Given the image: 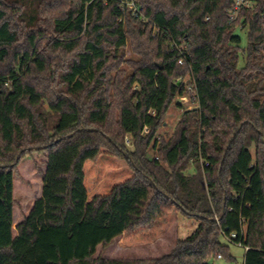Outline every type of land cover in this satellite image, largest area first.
<instances>
[{
	"label": "trees",
	"instance_id": "16d2710c",
	"mask_svg": "<svg viewBox=\"0 0 264 264\" xmlns=\"http://www.w3.org/2000/svg\"><path fill=\"white\" fill-rule=\"evenodd\" d=\"M135 1L43 0L26 21L0 0V264H212L224 240L264 264V0L234 20L238 0ZM179 214L198 225L170 254L95 257Z\"/></svg>",
	"mask_w": 264,
	"mask_h": 264
},
{
	"label": "rangeland",
	"instance_id": "374dc122",
	"mask_svg": "<svg viewBox=\"0 0 264 264\" xmlns=\"http://www.w3.org/2000/svg\"><path fill=\"white\" fill-rule=\"evenodd\" d=\"M8 1L11 5V10H10L11 14H14V11L20 7L23 13V17H25V20L32 21V17H37V10L40 9L39 4H41V1L43 0H8ZM251 5L252 4L250 3L249 6ZM155 33L156 31L155 29H153V34ZM240 33L243 36L242 47H245L247 44V31L244 28L240 30ZM138 43H139L138 40H133L131 37L129 38L128 44L126 46L125 57H124L125 61H130V60L136 61L141 59V55L137 50ZM262 52L264 53V49L262 50ZM245 59H246L245 55L243 54L241 57V64L245 63L246 61ZM179 63L183 64L184 60L183 59L180 60ZM159 66L163 68L164 64L160 63ZM122 67H125L128 71L129 70L131 71L132 69L128 62L123 63ZM189 78L190 76L188 74L186 78H184V80L188 82ZM183 100L184 101L180 100V103H183V108L179 107L176 104H173L170 107L167 118L165 120L166 121L165 126L163 127V129H161V133L162 132L172 133L176 123L183 114L184 110H191L194 109V107L196 106L197 99L193 98V100H191L189 94H186L183 97ZM145 131H146L145 133L148 132V130ZM131 142L133 145H128V147L130 149H133L135 141L132 140ZM252 150L254 151V148H252ZM200 163H203V161L201 160ZM194 172H195L194 166H191L188 170H186V173H194ZM20 186L21 187H18L16 189V193H15L16 200L19 203V205L23 204L25 205V208L28 209L31 203L33 202V199L37 195L35 194L34 196H30L29 193L25 190V187H23L24 185L22 183ZM18 215L19 213L17 212L16 216ZM197 225H198V221L194 217L179 214L174 218H172V220L163 228L162 232L159 234V235L162 234L160 241L156 242L154 245L145 243L146 245L145 246L143 243H135L127 246V244H125L121 240V238H116L109 244L98 246L95 257L101 256V257L130 258V259L160 258L164 255L170 254L175 249L178 240L184 239L187 236H189L196 229ZM224 242L229 243V253L232 255L233 258L232 259H229L228 257L214 258L212 259V264H244L245 253H246L245 248L240 244L231 243L228 242L227 240H224Z\"/></svg>",
	"mask_w": 264,
	"mask_h": 264
},
{
	"label": "built area",
	"instance_id": "2783aa9c",
	"mask_svg": "<svg viewBox=\"0 0 264 264\" xmlns=\"http://www.w3.org/2000/svg\"><path fill=\"white\" fill-rule=\"evenodd\" d=\"M121 1L123 2L124 7L127 8L133 15L141 16V8L139 7V5L135 0H121ZM251 1L252 0H238L231 11V19L232 20L236 19L241 9L245 6H249ZM126 143L127 145H133L128 136L126 137ZM232 237H236V234H233Z\"/></svg>",
	"mask_w": 264,
	"mask_h": 264
},
{
	"label": "crops",
	"instance_id": "0c3cea01",
	"mask_svg": "<svg viewBox=\"0 0 264 264\" xmlns=\"http://www.w3.org/2000/svg\"><path fill=\"white\" fill-rule=\"evenodd\" d=\"M161 237H162V234L161 235H159V237L156 239V240H154L153 242H146L147 244H152V245H154L156 242H159L160 241V239H161ZM144 245H145V243H143ZM123 245H125V244H123ZM137 245V244H136ZM101 246V245H100ZM127 246H129V245H127ZM146 246V245H145ZM246 251V250H245ZM105 258H113V257H105Z\"/></svg>",
	"mask_w": 264,
	"mask_h": 264
},
{
	"label": "water",
	"instance_id": "95a60500",
	"mask_svg": "<svg viewBox=\"0 0 264 264\" xmlns=\"http://www.w3.org/2000/svg\"><path fill=\"white\" fill-rule=\"evenodd\" d=\"M179 101H180V99H179Z\"/></svg>",
	"mask_w": 264,
	"mask_h": 264
}]
</instances>
